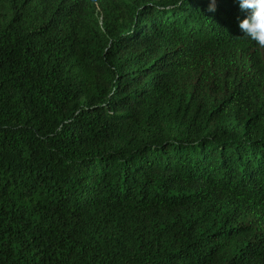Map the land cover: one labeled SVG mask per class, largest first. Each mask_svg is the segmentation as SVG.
<instances>
[{"label": "trees", "instance_id": "obj_1", "mask_svg": "<svg viewBox=\"0 0 264 264\" xmlns=\"http://www.w3.org/2000/svg\"><path fill=\"white\" fill-rule=\"evenodd\" d=\"M207 4L0 0V264H264V47Z\"/></svg>", "mask_w": 264, "mask_h": 264}, {"label": "clouds", "instance_id": "obj_2", "mask_svg": "<svg viewBox=\"0 0 264 264\" xmlns=\"http://www.w3.org/2000/svg\"><path fill=\"white\" fill-rule=\"evenodd\" d=\"M239 7L246 13L239 20L243 36L264 47V0H238ZM207 9L216 10V0H208Z\"/></svg>", "mask_w": 264, "mask_h": 264}]
</instances>
